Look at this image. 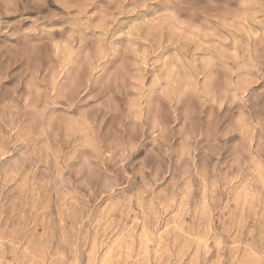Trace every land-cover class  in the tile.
<instances>
[{"label": "rangeland", "instance_id": "1", "mask_svg": "<svg viewBox=\"0 0 264 264\" xmlns=\"http://www.w3.org/2000/svg\"><path fill=\"white\" fill-rule=\"evenodd\" d=\"M0 264H264V0H0Z\"/></svg>", "mask_w": 264, "mask_h": 264}]
</instances>
